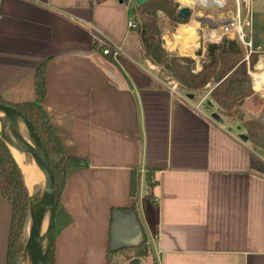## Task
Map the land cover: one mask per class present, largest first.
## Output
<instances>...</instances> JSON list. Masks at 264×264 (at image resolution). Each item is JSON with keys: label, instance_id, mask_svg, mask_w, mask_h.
Masks as SVG:
<instances>
[{"label": "crops", "instance_id": "obj_1", "mask_svg": "<svg viewBox=\"0 0 264 264\" xmlns=\"http://www.w3.org/2000/svg\"><path fill=\"white\" fill-rule=\"evenodd\" d=\"M0 13V99L36 102L43 65L42 107L66 156L85 162L68 171L56 205L55 264H108L109 250L143 232L157 264H264L263 153L207 96L161 83L127 27L129 4L0 0ZM106 46L120 55H103ZM11 214L0 196V264ZM140 250L132 259L144 264Z\"/></svg>", "mask_w": 264, "mask_h": 264}, {"label": "trees", "instance_id": "obj_2", "mask_svg": "<svg viewBox=\"0 0 264 264\" xmlns=\"http://www.w3.org/2000/svg\"><path fill=\"white\" fill-rule=\"evenodd\" d=\"M146 5H154L155 9L149 14L143 12V22L140 27L136 26L135 28L141 43L142 60H147L155 66H163V69L168 71L178 82L180 90L191 96L192 99H195L199 93L204 91L208 94V102L212 107L216 106L223 117L231 118L234 116L244 106L246 100L254 94L248 67L243 59L241 43L236 39L234 41L223 40L221 44L207 45L206 57L208 63H203L201 69L195 72L192 69L193 60L169 57L156 39L160 35L155 26L156 12L162 11L166 15L182 22L183 20L177 17L176 6L167 0H154L139 7L141 8L140 10H143ZM196 15L202 17L199 13ZM254 54L257 55L252 48L250 69L254 65L252 60ZM43 74L44 68L41 65L36 76V102L13 105L0 99V104L8 105L18 110L29 120L37 133L45 149L52 171L57 205L68 171L83 166L85 162L81 159L66 156L62 142L42 107L45 95ZM208 85H210V88L207 87ZM239 121L250 146L254 150L264 151V121L253 119L243 121L242 118H239ZM0 196L9 203L12 210L7 247V264H20L25 244L23 230L29 217V193L24 183L22 171L2 139H0ZM53 248L54 237H52L45 264H55ZM143 248L145 253L142 254L141 258L144 262L148 251H151L144 232L137 245L115 251L109 250L108 264L109 257L113 254L131 252L135 249ZM131 259L132 257L127 258L128 261ZM155 264H157L156 261Z\"/></svg>", "mask_w": 264, "mask_h": 264}, {"label": "rangeland", "instance_id": "obj_3", "mask_svg": "<svg viewBox=\"0 0 264 264\" xmlns=\"http://www.w3.org/2000/svg\"><path fill=\"white\" fill-rule=\"evenodd\" d=\"M167 1L168 2L170 1L172 5L176 6L177 13L182 8H188L190 10V15L182 22H180L179 20L174 19L172 16L166 15L162 11L156 12L154 19L156 23L155 26L157 27V30L159 31L160 34L159 37H157L156 39L159 41L161 48L169 57L189 58L193 60L194 65L192 69H194L195 72L201 69L203 63H208V59L206 57L207 45L221 44L223 40L234 41L237 39L236 37L237 33L230 32L222 36L219 41H215L216 43H214V41H209L208 38L206 37L207 30H209L210 28L209 23H212L213 26L217 28L220 27L227 28L232 25L234 26L237 25L241 27L242 34L244 35V41L245 42L249 41L250 38V40L253 41L255 45H260L261 52L264 53V11H261L259 9L257 3L253 4L252 2L251 4V1L254 0H248L245 3L243 2V0H239V12L237 11V4L235 0H225L224 8L214 11H208L199 8H194L191 10L189 8V5L183 4V0H167ZM223 4L224 2L222 1V5ZM129 5L131 7V15H130L131 20L137 27H140L143 22L142 13L147 12L149 14L152 13L155 9L154 5H150V6L146 5L143 10H140L141 8L136 6V4L132 0H130ZM198 13L201 14L202 17L197 16L196 14ZM191 24L197 25V29H196L197 35L193 43L189 45L188 53L181 52L180 49L176 47H173V49L170 50L169 47L166 46V43L169 42L173 44L178 29L181 26L191 25ZM249 32H250V37H249ZM242 47H243L242 48L243 59L245 60L248 67V74L251 79V86L253 91H257V97L253 98L246 105L244 104L245 107L244 106L241 107L238 110V112L234 114V116H232L231 118L223 117V115H221L220 112L218 111L217 107L213 106V110H215V112L220 117V119H223L225 122H229L233 125H239V126H241V122L239 121V118H242L243 121H248L249 119L258 120L261 122L264 121V83H262L258 89H255L253 77H252L253 73L258 72L256 70V65L261 58H264V55L259 56L254 54V57L252 59L254 61V65L250 69L249 65H250L251 54H248L249 53L248 48H245V46L243 45ZM151 65L154 66L153 71L157 73L158 78L160 79L161 83H163L164 86L170 88H173L175 86L176 87L175 91L185 96V92L180 90V86L178 82L172 77V75L168 71L163 69V66H155L153 64ZM206 96L207 93L202 91L193 100H197L199 102L202 99L205 100ZM245 108L248 109L250 112L253 113L257 112L258 115L254 116L248 114ZM260 151L261 153H264L263 150ZM29 227H30V217L27 218L25 222V228L23 230V238L25 237V243L27 240ZM140 251H142V254L145 253L144 248L141 249ZM152 251H153L152 249L151 251L150 250L148 251V254L144 259V264H155L156 259ZM128 257H132L131 252L113 254L109 257V264H128L129 262L127 260ZM22 259H23V252H22V258L20 264H22Z\"/></svg>", "mask_w": 264, "mask_h": 264}, {"label": "water", "instance_id": "obj_4", "mask_svg": "<svg viewBox=\"0 0 264 264\" xmlns=\"http://www.w3.org/2000/svg\"><path fill=\"white\" fill-rule=\"evenodd\" d=\"M119 4L128 5L130 0H117ZM140 7L154 0H132ZM190 15L188 8L178 11V18L184 20ZM0 117H10L11 123L6 128L10 133L7 140L2 139L9 150H14L22 160V166L29 176H39V187L43 189V199L35 198L34 193H29V217L30 227L27 240L23 249L22 264H45L46 256L51 245L54 229V217L56 210V197L52 171L49 166L45 149L29 120L14 107L0 104ZM213 119L219 120L217 115ZM247 141V136H242ZM22 170V169H21ZM23 174V172H22ZM24 176V174H23ZM25 180V177H24ZM27 188V187H26ZM44 236L41 248L37 241ZM137 245V244H136ZM135 246V245H134ZM111 249V251L118 250ZM128 264H142L141 259L134 258Z\"/></svg>", "mask_w": 264, "mask_h": 264}, {"label": "bare ground", "instance_id": "obj_5", "mask_svg": "<svg viewBox=\"0 0 264 264\" xmlns=\"http://www.w3.org/2000/svg\"><path fill=\"white\" fill-rule=\"evenodd\" d=\"M198 2H206L210 4H216V5H222L221 0H183V4L189 5L190 3H198ZM207 24V23H206ZM209 30H207V38L209 41H219L222 36L226 35L230 32L239 33L241 36L242 29L241 27L237 25H232L227 28H217L214 27L212 23H209ZM236 28V30H235ZM196 24L191 25H185L181 26L175 36V41L173 44L167 42L166 46L169 47L170 50L173 49V47L179 48L181 52L188 53L189 45L193 43L194 39L196 38ZM228 29V30H227ZM211 43V42H210ZM219 43V42H218ZM173 45V46H172ZM256 70L258 72L251 73L253 77L254 87L255 89H258L262 83H264V58H261L259 62L256 65ZM255 70V71H256ZM262 91V90H260ZM11 118L10 117H0V137L2 139L7 140L10 133L6 130V128L10 125ZM13 158L15 159L16 163L19 165L20 169H22L24 177H25V185L27 189L34 193L35 198L42 200L43 199V189L39 187L37 184L39 183V176L36 174H32V176H29L28 173L25 171V169L22 166V160L20 156L15 152L14 150L10 151ZM44 242V236L40 237L37 241V245L39 248L42 247Z\"/></svg>", "mask_w": 264, "mask_h": 264}, {"label": "built area", "instance_id": "obj_6", "mask_svg": "<svg viewBox=\"0 0 264 264\" xmlns=\"http://www.w3.org/2000/svg\"><path fill=\"white\" fill-rule=\"evenodd\" d=\"M224 2V4L222 6H218L216 4H210V3H206V2H198V3H190L189 4V8L192 10L194 8H199V9H203V10H208V11H214V10H220V9H223L224 6H225V0H222ZM236 1V4H237V11L239 12V0H235ZM248 0H243V2H247ZM2 19V14L0 13V20ZM127 27L129 29H135L136 26L135 24L132 22V20H129L128 23H127ZM236 37L238 39V41L243 45L245 46V48H248L249 49V53L248 54H251L252 53V43L249 41H244V35L241 33V36L239 35V33L236 34ZM102 54L107 56V55H110L112 54L113 57H118V55H120V49L119 48H113L112 50L106 46V48L102 51ZM176 89V87L174 86L172 88V91H174ZM201 104H198L196 109L198 110L199 107H200ZM263 160H264V153L262 154V157H261ZM152 182H153V179H152ZM156 201V200H155Z\"/></svg>", "mask_w": 264, "mask_h": 264}]
</instances>
